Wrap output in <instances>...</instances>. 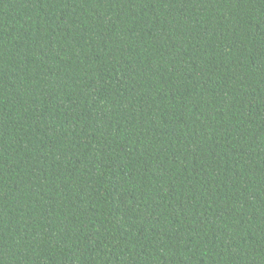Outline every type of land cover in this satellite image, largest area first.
I'll return each instance as SVG.
<instances>
[{"label": "trees", "instance_id": "obj_1", "mask_svg": "<svg viewBox=\"0 0 264 264\" xmlns=\"http://www.w3.org/2000/svg\"><path fill=\"white\" fill-rule=\"evenodd\" d=\"M0 264H264V0H0Z\"/></svg>", "mask_w": 264, "mask_h": 264}]
</instances>
